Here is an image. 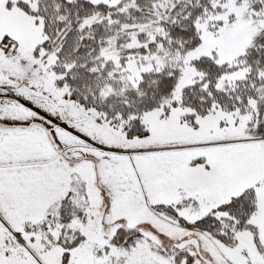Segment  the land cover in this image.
Listing matches in <instances>:
<instances>
[{
    "label": "snow or ice",
    "instance_id": "1",
    "mask_svg": "<svg viewBox=\"0 0 264 264\" xmlns=\"http://www.w3.org/2000/svg\"><path fill=\"white\" fill-rule=\"evenodd\" d=\"M0 264H264V0H0Z\"/></svg>",
    "mask_w": 264,
    "mask_h": 264
}]
</instances>
